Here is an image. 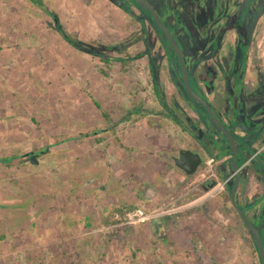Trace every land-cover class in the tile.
<instances>
[{
	"label": "rangeland",
	"instance_id": "obj_1",
	"mask_svg": "<svg viewBox=\"0 0 264 264\" xmlns=\"http://www.w3.org/2000/svg\"><path fill=\"white\" fill-rule=\"evenodd\" d=\"M40 1L42 5L33 0H0V264H260L254 239L226 193L225 207L210 211L211 220L218 215L219 221L225 218L226 244L221 253L225 261H175L169 242L160 245L161 250L154 242L156 219H188L194 211L193 199L203 203L209 198L202 207L206 209L214 199L211 197L224 192L226 184L234 185L235 176L227 153L229 146L214 134L216 129L206 114L200 115L191 106H183L181 112L173 96L161 94L153 105L143 95L142 89L146 88L148 95V84L160 78L162 67L168 69L171 79L180 77L178 69L169 70V62L175 58L171 50L173 59L169 58L152 19L127 0H109L97 5L118 8L116 17L121 24L80 26V22L75 23L73 9L58 10L55 0ZM214 1L222 9L219 0ZM164 2L173 6L172 13L165 11L169 14L165 19L184 48L186 64L194 63L198 68V77L201 56H218L228 50H241L246 55L250 51V43L247 47L243 43L239 47L227 45L230 38L213 48L214 35L208 36L217 26L212 22L204 28V0ZM230 4L232 13L233 0ZM77 11L81 18L92 12L87 7ZM253 27V63L264 72L263 13L253 15ZM215 60L219 61L217 57ZM217 66L215 72L219 73ZM242 75L243 71L239 82ZM226 94L229 98V91ZM255 94L259 96L253 98V111L264 110L262 91L256 90ZM187 109L203 120H193L192 132L197 141L209 138L211 147L218 141L226 147V153L206 158L209 153L203 142L198 146L195 141L193 145L206 155L199 171L182 179L180 174L166 170L165 180L155 175L157 181H153V165L144 164L146 169L141 173L145 156L122 147V130L129 128V121L156 114V133L147 134L151 136L148 140L154 139L159 152L167 155L176 144L173 135L176 127L183 125L182 115L190 111ZM224 115L223 122L229 125V114H221L220 118ZM260 124L264 131V121ZM240 147L245 159L240 181L253 170V202L248 206H253V223L264 233V175L254 158L257 155L264 159V139L253 133V141ZM31 156L37 163L30 161ZM163 171L162 162L157 172ZM148 184L159 192L152 202L141 199L143 190L139 191ZM207 188L209 191L203 193ZM135 192H140V197ZM131 205L133 208L128 209ZM138 208L151 218L144 223H128L126 214ZM116 209H123L124 214L116 212L118 222L107 226L106 218ZM172 219L164 228L166 238L175 234L170 231ZM211 250L205 249L202 254Z\"/></svg>",
	"mask_w": 264,
	"mask_h": 264
},
{
	"label": "crops",
	"instance_id": "obj_2",
	"mask_svg": "<svg viewBox=\"0 0 264 264\" xmlns=\"http://www.w3.org/2000/svg\"><path fill=\"white\" fill-rule=\"evenodd\" d=\"M192 2V0H190ZM56 6L58 10H72L73 9V15L75 19V23L80 22V26H92L93 24L97 27L98 25H105L108 26V22L112 26L118 25L121 23H118L117 20V14H119V9L112 7L111 5H103L100 7L97 5L99 2H108L109 0H55ZM79 6L77 7L76 5ZM205 4L207 6V15L209 18V22H213L212 14L218 13V11H221L222 9L218 6L214 0H206ZM85 7L90 8L92 12L84 14L82 18L79 15L80 13L77 11L85 10ZM225 10L222 12H219L221 14V21L218 22L219 24H223L222 26H226V21H223L222 13L224 12V15L231 16V12L229 11V5L227 7H224ZM228 8V11H227ZM234 9V8H233ZM116 12V14H114ZM78 15L81 19L78 18ZM129 24V23H127ZM94 26V27H95ZM123 27V26H122ZM234 30V29H233ZM232 31V30H231ZM100 32V31H99ZM96 33V31H95ZM231 33H233L232 37ZM91 36L94 35V33H90ZM120 34V30L118 32ZM230 35V36H229ZM95 36V35H94ZM237 34L234 31L230 32L228 34V37L230 38V45L236 46L237 40H239L237 37ZM225 43L229 42V40L224 41ZM224 54V55H223ZM221 55L215 56L214 54L207 55V56H201V68L200 73L201 76L198 77L197 75V69H195L194 63L192 66L188 65V72L189 76L192 77V84L195 89H197L199 92H201L202 95L205 96V98L208 99L209 103H211L212 107L217 111V115L222 114H229V121H231V125L233 126L235 135L239 134L240 137H244V139H249V142L252 141L250 138L253 137V85L255 86V79L257 80V73L259 70L258 65H254L253 63V45L249 50H247L246 55L243 54V52L232 50L230 52H224ZM216 57L219 61L215 60ZM241 58V68H234L237 62L236 59ZM220 60H225V64L223 65V69L221 70L219 67ZM218 63V68L221 70L219 73L215 72V64ZM227 65H230L229 67ZM227 66V67H226ZM174 69L173 65L169 63V70L171 71ZM173 71V70H172ZM240 71H243V76L241 82H239L238 76L240 75ZM255 71V72H254ZM166 67L161 68L160 72V78H156L155 82H151L148 84V88L150 92H148V95L146 94L145 90L146 88L142 89L144 91L143 95L148 96L150 98V101H153V105H155L158 100H160V95L165 97L173 96V100L175 99L177 101V107H180V111L182 110L183 106H191L196 107L195 103L190 100L188 95H186V92L182 88L181 81H179L176 77V79H171L169 76V72ZM253 73H256V76L253 77ZM216 79L217 81H214ZM213 90V94H209V91ZM203 91V93H202ZM207 91V92H206ZM229 91V98L228 94L226 92ZM232 100V102H231ZM231 103V104H230ZM244 109V110H243ZM188 113L182 115L183 116V125L180 124L178 127H176V131L174 132V139L177 140L176 144L171 147V150H169L168 154H162L159 152V145H156V142H154V139H149L151 136H148L149 133H156L155 130L157 128L156 125H158V120L154 115L156 114H145L144 116H140L139 119L135 121H129L130 123L129 128H124L122 130V147H128L127 149H130V151L137 150L139 151L140 155H144L145 158L143 160L142 170L141 173H143L146 169L144 164L153 165L154 169L153 171V181H157L154 177L157 175L158 180H165L164 173L168 171L173 172L176 175H181L182 179L186 178L183 173V171L179 170L173 161V157L177 156L179 154V151L182 149H189L192 150L200 156H206L205 151L203 149H199L193 145V142L197 141L195 136H193V120L195 119H201L192 109ZM197 110V109H195ZM246 110H250L251 113H248ZM182 112V111H181ZM247 112V114H245ZM154 116V117H152ZM221 121L223 122L225 119L221 116ZM198 121V120H197ZM203 121V120H202ZM224 123V122H223ZM196 143V142H195ZM198 146L201 145V142L197 141L196 143ZM192 145V146H191ZM171 146V145H170ZM202 146V145H201ZM246 146V145H245ZM159 147V148H158ZM162 148V146H161ZM247 149V147H244ZM157 149V150H154ZM154 150V151H152ZM239 151L241 152L240 160L243 161L242 163H245V159L242 153L243 149L239 146ZM208 152V151H207ZM239 152V154H240ZM249 152L251 153L252 150L249 149ZM149 155L150 157H146V155ZM154 154V155H152ZM224 155V154H223ZM166 156V157H165ZM209 158V156H206V158ZM212 158V157H210ZM129 159V158H128ZM213 159V158H212ZM162 162L164 163V171L160 173L157 172V169H159L162 165ZM127 166H131L130 161L128 162ZM241 163V164H242ZM232 168V165H230ZM143 171V172H142ZM140 174V173H139ZM248 176V177H247ZM180 177V178H181ZM189 178V177H188ZM167 179V178H166ZM153 181L151 184H153ZM163 181H158L157 183H162ZM177 183V181H175ZM153 185H156L155 183ZM146 188V186H145ZM144 187L139 188V191H144ZM142 189V190H141ZM156 190V188H154ZM210 188H207L203 193H206L209 191ZM237 192L235 194V200L237 201L240 208H245L246 212L245 214L249 219L252 220V212H253V206L249 207L248 203L253 202V170L247 174L245 177L241 178V181L239 183V188H237ZM88 191V190H87ZM91 191V190H90ZM89 191V192H90ZM157 191V190H156ZM226 191V190H225ZM225 191L222 193H219V195H216L212 201L211 204L206 209H202V207H205V204H208L209 198L206 199L203 203L195 202L193 199V203L191 204L192 207H194V211L190 213V216L187 218H184L182 216L176 217V216H163L160 219L155 220V225L157 226V238L154 242H156V245H162L164 243L169 242L170 243V250L173 251L174 260L175 261H225L223 251L225 250V239H226V228L224 227V221L225 218L223 217V221H219V215L217 218L213 217V220L210 219V211L211 209H214L218 212V210L222 209V207H225ZM140 192H135V196H139ZM138 199V198H137ZM157 198H154L151 200L155 201ZM230 201V200H229ZM200 204V205H198ZM203 204V205H202ZM191 207V208H192ZM107 205L104 207L105 211H107ZM226 209V208H225ZM192 210V209H191ZM173 218V219H172ZM183 218L186 220L185 224L183 223ZM172 219V226L170 231H174V235L170 236L166 235L164 237L163 232L164 228L168 227V221ZM209 220V221H208ZM222 222V223H220ZM179 224V226H178ZM156 231V229L154 230ZM155 233V232H154ZM170 233V232H169ZM168 233V234H169ZM222 236V238H221ZM170 240V241H169ZM243 240V239H242ZM216 243L215 245H212L210 243ZM212 250L208 253H205V255H211V258L206 257L203 255V251L210 250V247ZM161 250V246L159 248ZM182 249L185 250V253L182 252ZM195 251V254H194ZM199 252V254H197ZM222 253V254H221ZM203 255V256H202ZM182 256V257H181ZM213 257V258H212ZM222 258V259H221Z\"/></svg>",
	"mask_w": 264,
	"mask_h": 264
},
{
	"label": "water",
	"instance_id": "obj_3",
	"mask_svg": "<svg viewBox=\"0 0 264 264\" xmlns=\"http://www.w3.org/2000/svg\"><path fill=\"white\" fill-rule=\"evenodd\" d=\"M136 1L143 4L144 7L147 8V10L151 14L153 21L160 28V30L164 33V35L168 39L171 47L174 49L176 55L178 56V59L180 62V70H181V80L183 82V85L181 84L182 88L183 87L185 88V90L188 92L191 99H193L194 101H196L200 105H202V107L210 115L212 120L219 127V129L223 133V136L219 135L216 131H215V133L214 132L213 133L217 134L224 141V143H225V140L228 142L229 149H228L227 153L231 155V165H232V169L234 171V176H235V182H234V186H233V189L231 191V194H230V200H231L232 205L234 206V208L236 209V211L240 215L243 223L246 225V227L249 229V231L253 234L255 241H256V244H257L261 264H264V242H263V238H262L261 233H260V229L255 227V224L253 222H251V220L245 214L246 209L240 208L239 205L237 204L236 200H235V194H236L237 188L239 186L240 170H241V166L238 165L239 160H237V155L239 153V146L240 145H243V146L249 145V143H248L249 140L244 139V138L241 139V137L236 136L235 133L233 132V126H229L232 124L231 121L229 122V125L221 122L219 115H217L215 113V109L212 107V105L203 97L201 92L200 93L196 92L193 89V87L191 86V84L189 82L190 76H189V72L187 69V64L185 62V58L183 55L184 48H183L181 42L179 41L178 36L176 35L174 27L170 26V23H168L166 21V19L163 20L158 15L156 10L146 0H136ZM167 11H169V10H167ZM167 25L172 28L173 32L170 31V29ZM169 58H170V56H169ZM171 62H172L174 69L177 70L178 68L175 65V60L173 59V60H171ZM246 111L248 113H251L250 110L249 111L246 110ZM247 112H245V114H247ZM209 121H210V119H209ZM258 124L260 126H258ZM253 125H257V126H253V133H254V135L256 134V137H260V135L264 134L263 133L264 132L263 127H261L262 125L259 122L258 123L253 122ZM250 140L253 141V137L250 138ZM240 142L242 144H240ZM214 143L216 145H218L221 152L226 153V151L224 149L226 147L224 145L220 144L218 141H216ZM30 161L32 163H37V159L35 156H31ZM173 161H174L175 166L179 170L183 171L187 175H193L197 172L198 167L202 164V157L200 156V154H197V153L189 151V150L182 149L179 151V154L177 156L173 157Z\"/></svg>",
	"mask_w": 264,
	"mask_h": 264
},
{
	"label": "flooded vegetation",
	"instance_id": "obj_4",
	"mask_svg": "<svg viewBox=\"0 0 264 264\" xmlns=\"http://www.w3.org/2000/svg\"><path fill=\"white\" fill-rule=\"evenodd\" d=\"M127 1H128V3H130V5L133 4V5H135V6L139 7V8L144 7L143 4L137 2L136 0H127ZM146 1L156 10V12L158 13V15L163 20L168 16V14L165 13V11L171 10V13H172V9L171 8L173 6L166 5V3L164 2V0H146ZM205 1L206 0H204V4H205ZM254 1L255 0H246V1L244 0V2H242L240 0H233L234 9L232 10L233 12L231 13V16L224 15V12L222 13V16H225V17H223V21L224 22L226 21V26L225 25L222 26L223 24H219L218 25V22L221 21V14L219 12L224 11L225 10L224 7H227V5L231 6V4H230V0H219V3H221V5H222V10L221 11H218V13L212 14V16H214L213 17V22L216 23V26L217 27H216V29L211 30V33L208 36V39H209V38H211L212 34L214 35V36H212L213 37V41L211 43V45L213 46V48L217 49L219 46L221 47V44L223 45V43H225L224 41L229 40L228 34L230 32H232V31H234V30H235V32L237 34L236 37L239 39V40H237L238 43L236 42L237 47H239V45L242 44V43L246 47L249 45L248 43H250L251 44V47H252V41H251V39H252V35H253V32H254L253 30L256 31V27H253V15H257L259 13H263L264 14V0H259L256 3ZM253 3H255L254 8H253ZM162 4L164 5V8H162L160 6ZM144 8H146V7H144ZM163 14H164V16H163ZM207 17H208V15H207ZM207 17L205 19L206 20V24L204 25V28H208L210 25H212V23L209 22V18H207ZM176 18H178V17H176ZM239 20L242 22L241 25H239V23L237 22ZM152 21H153V19H152ZM237 25H239V27H236ZM254 26H256V25H254ZM207 33H209V31H207ZM203 34H206V32H203ZM227 45H230V44H227ZM184 52H183V55H184ZM226 52H230V50H228ZM239 52H242V51L239 50ZM238 60L242 61L241 58H237L236 59V62L237 63L234 64L235 65L234 68H241V62L238 61ZM220 62L221 63L219 64V67L222 70L223 67H224L223 65L228 64V63H225V60H220ZM169 63L172 64L171 60H170ZM227 66L229 67L230 65H227ZM187 69H188V65H187ZM257 71H258L257 76H256L257 77V82H256L255 86L253 87V92H255L256 90L262 91V94H261L262 97L260 99V102L261 103H264V93H263L264 92V72H263L262 69H259ZM240 72H242V71H240ZM179 80H180V77H179ZM260 84H261V86H259ZM261 87H263V90H261ZM258 96H259V94H255V95H253V98H256ZM205 99L208 101L207 98H205ZM255 102L256 101H254V99H253V108H255L254 107ZM263 121H264V110H258V111H255V112L253 111V122H257V123L259 122L260 123V122H263ZM258 126H260V125L258 124ZM261 127H263V126H261ZM225 143L228 144V142L226 140H225ZM184 150H189V149H184ZM189 151H192V150H189ZM192 152H194V151H192ZM202 161H203V158H202ZM201 165L198 167V170L197 171H199V168L201 167ZM184 175L186 176V178L192 176V175H187V174H184ZM146 186L147 187L144 189L143 196H141V199H143L144 201H150V200H152L154 198H157V196L159 195V192L156 191L149 184L146 185Z\"/></svg>",
	"mask_w": 264,
	"mask_h": 264
},
{
	"label": "trees",
	"instance_id": "obj_5",
	"mask_svg": "<svg viewBox=\"0 0 264 264\" xmlns=\"http://www.w3.org/2000/svg\"><path fill=\"white\" fill-rule=\"evenodd\" d=\"M33 1H35L36 3H38V4H40V5H42V2L40 1V0H33ZM87 1H89V0H87ZM143 8V10H144V12L149 16V17H151V14H150V12L146 9V8H144V7H142ZM152 18V17H151ZM154 24H155V22H154ZM156 25V24H155ZM168 26V25H167ZM156 27H157V29H158V31H159V33H160V35H161V38H162V40H163V44L165 45V47H167V49H168V51H167V54L170 56V58H172V56H171V53H170V50H171V52H172V55H173V57L175 58L174 60H175V65L177 66V68H178V71H179V74L181 75V70H180V62H179V59H178V56L176 55V53H175V51H174V49L171 47V45H170V43H169V41H168V39L166 38V36L164 35V33L160 30V28L156 25ZM169 27V29H170V31L171 32H173V30H172V28L170 27V26H168ZM173 34V33H172ZM63 35H64V37L65 38H67L69 41H71V39H70V37L66 34V33H64L63 32ZM175 37V36H174ZM176 38V37H175ZM177 39V38H176ZM178 40V39H177ZM109 48V47H108ZM184 52V51H183ZM102 58H104V57H102ZM173 59V58H172ZM198 76V75H197ZM192 77L193 76H191V77H189V82H190V84H191V86L193 87V85H192V82L191 81H193L192 80ZM180 81H181V84L183 85V82H182V80H181V76H180ZM184 88V87H183ZM193 89L196 91V92H198V93H200L197 89H195L194 87H193ZM184 91L186 92V94L188 95V97L190 98V100H192L193 101V103L195 102V103H197V105L195 104V108L197 109V111L200 113V115H204V114H206L207 116H208V118L210 119V122L212 121V125L214 126V128L216 129V132L219 134V135H221V136H223V133L221 132V130L219 129V127L216 125V123L212 120V118L210 117V115L206 112V110L202 107V105H200L198 102H196V101H194L193 99H191V97L189 96V94H188V92L185 90V88H184ZM204 97V96H203ZM205 98V97H204ZM215 113L217 114V111L215 110ZM261 140L262 139H264V136L263 135H260V137H259ZM204 141V138L201 140V142H203ZM209 142H210V139L208 138V140H206L205 142H203V144H204V147H205V149L208 151V153H209V157H212V158H214V157H218V155L219 154H223L224 152H221L220 151V148L218 147V145H216L215 143H214V148H213V146L211 147L210 146V144H209ZM257 156V155H256ZM256 156L254 157L255 159H256V161H257V167H258V169L260 170V172L264 175V159H260V158H256ZM8 159H4V161H7ZM243 161H238V165L239 166H241L243 163H242ZM242 163V164H241ZM234 186V185H233ZM233 186L232 187H230L228 184H226L225 185V193L227 194V196H226V198H227V200H230V194H231V191H232V189H233ZM133 208V205H131L128 209H132ZM120 213L121 215H123L124 214V211H123V209H116V210H114V212L112 213V214H110L107 218H106V220H105V224L108 226V225H113V224H116L118 221L117 220H115V213ZM240 216V215H239ZM242 224H243V226L246 228V229H248L247 227H246V225L243 223V221H242ZM255 227L256 228H259L260 229V233H261V236H262V238H263V242H264V233H263V229L261 228V227H259V226H256L255 225ZM249 230V229H248ZM250 232V231H249ZM250 234H251V236H252V238L254 239V243H255V245H256V253H258V248H257V244H256V241H255V238H254V236H253V234L250 232ZM258 256H259V253H258ZM259 261H260V264H261V260H260V257H259Z\"/></svg>",
	"mask_w": 264,
	"mask_h": 264
},
{
	"label": "built area",
	"instance_id": "obj_6",
	"mask_svg": "<svg viewBox=\"0 0 264 264\" xmlns=\"http://www.w3.org/2000/svg\"><path fill=\"white\" fill-rule=\"evenodd\" d=\"M212 161L209 162L211 164ZM151 216L141 208L136 209L133 212H128L124 219L128 220V223H144L149 220Z\"/></svg>",
	"mask_w": 264,
	"mask_h": 264
}]
</instances>
